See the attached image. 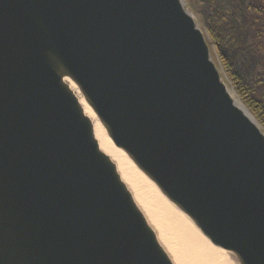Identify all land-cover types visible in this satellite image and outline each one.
Returning <instances> with one entry per match:
<instances>
[{"label":"water","instance_id":"water-1","mask_svg":"<svg viewBox=\"0 0 264 264\" xmlns=\"http://www.w3.org/2000/svg\"><path fill=\"white\" fill-rule=\"evenodd\" d=\"M69 81L233 264H264V132L185 0H0V264H175Z\"/></svg>","mask_w":264,"mask_h":264},{"label":"trees","instance_id":"trees-1","mask_svg":"<svg viewBox=\"0 0 264 264\" xmlns=\"http://www.w3.org/2000/svg\"><path fill=\"white\" fill-rule=\"evenodd\" d=\"M238 96L264 127V0H191Z\"/></svg>","mask_w":264,"mask_h":264},{"label":"bare ground","instance_id":"bare-ground-1","mask_svg":"<svg viewBox=\"0 0 264 264\" xmlns=\"http://www.w3.org/2000/svg\"><path fill=\"white\" fill-rule=\"evenodd\" d=\"M69 85L81 98L85 112L94 122L101 150L115 160L122 177L133 186L135 199L148 210L161 241L172 251L177 264H233L224 250L204 237L192 221L165 198L157 185L138 171L130 158L106 134L94 111L80 96L77 85L70 81ZM231 94L234 97V93ZM235 101L246 110L237 98Z\"/></svg>","mask_w":264,"mask_h":264},{"label":"rangeland","instance_id":"rangeland-1","mask_svg":"<svg viewBox=\"0 0 264 264\" xmlns=\"http://www.w3.org/2000/svg\"><path fill=\"white\" fill-rule=\"evenodd\" d=\"M191 0H185V2H186V6H187V8L193 13V11L191 10V8L189 7V5H188V3L187 2H190ZM194 14V13H193ZM196 21L198 22V24L201 26V28L203 29V26H202V24L200 23V20H199V17L196 15ZM213 52H214V56L216 57V60H217V64H218V66H219V63L220 62H218L220 59H219V57H218V55H217V52H216V50H215V47L213 46ZM221 68V67H220ZM221 73H222V76H223V79H225V83H226V85L229 87V91L230 92H233L234 93V96H235V98H237L241 103H242V101H241V99L238 97V95H237V93H236V91L234 90V88H233V86L231 85V82L230 81H228L229 80V77L227 76V74L225 73L224 74V72H223V69L221 68ZM228 78V79H227ZM106 132V131H105ZM106 134H108L107 132H106ZM111 138V137H110ZM111 140H112V138H111ZM113 141V140H112ZM115 144V143H114ZM116 145V144H115ZM121 149V148H120ZM122 150V149H121ZM123 151V150H122ZM124 152V151H123ZM125 153V152H124ZM125 155H127L126 153H125ZM128 156V155H127ZM129 157V156H128ZM130 158V157H129ZM130 160L132 161V159L130 158ZM132 163L135 165V163L132 161ZM135 167L138 169V171L141 173V174H143L148 180H150L147 176H146V174H144L136 165H135ZM121 172V171H120ZM125 181H126V183L128 184V186L130 187V189H131V191H132V193L134 194V197L136 196L135 195V190H134V188H133V186H131V184L125 179ZM151 181V180H150ZM153 184H154V182H152ZM155 185V184H154ZM157 187V186H156ZM166 198V197H165ZM169 201V200H168ZM170 202V201H169ZM171 203V202H170ZM172 204V203H171ZM141 209H142V211H143V213H144V215L146 216V218H147V220H148V222L152 225V227L155 229V230H157V232H158V234H159V230H158V228L155 226V223H153V221L151 220V218H149L150 217V214H149V212H148V210L141 204ZM202 233V232H201ZM160 235V234H159ZM204 236V235H203ZM205 237V236H204ZM160 238V237H159ZM207 238V237H206ZM208 239V238H207ZM209 240V239H208ZM160 241H161V238H160ZM210 241V240H209ZM211 242V241H210ZM161 243L164 245V247L166 248V250H167V252L170 254V256L172 257V260H173V262L175 263V264H177V259L176 258H174V255H173V253H172V251L168 248V246L166 245V244H164L162 241H161ZM212 243V242H211Z\"/></svg>","mask_w":264,"mask_h":264}]
</instances>
